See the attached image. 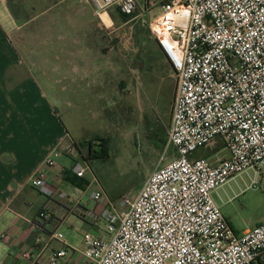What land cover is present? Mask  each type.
<instances>
[{
  "label": "built area",
  "instance_id": "built-area-1",
  "mask_svg": "<svg viewBox=\"0 0 264 264\" xmlns=\"http://www.w3.org/2000/svg\"><path fill=\"white\" fill-rule=\"evenodd\" d=\"M82 1L97 16L110 7L123 16L137 9L136 0ZM153 5L145 0L144 11ZM160 8L148 29L175 73L165 143L174 157L156 166L134 195L107 200L94 213L50 183L46 168L59 156L53 152L29 179L46 201L39 219L52 222L63 210L102 220L105 236L85 233L76 250L49 229L20 250L23 261L57 264L71 249L78 258L70 264H264V222L238 235L212 196L264 163V0H160ZM208 148L211 155L194 157ZM77 157L71 173L90 175L96 187L89 199L103 203L88 162ZM53 242L61 247L45 256Z\"/></svg>",
  "mask_w": 264,
  "mask_h": 264
},
{
  "label": "crops",
  "instance_id": "crops-1",
  "mask_svg": "<svg viewBox=\"0 0 264 264\" xmlns=\"http://www.w3.org/2000/svg\"><path fill=\"white\" fill-rule=\"evenodd\" d=\"M42 1L0 0V235L8 236L0 239V264H29L19 252L30 248L35 236L67 224L74 227L72 217L87 220L59 210L52 222L41 221L38 215L46 201L29 186V179L58 150L55 165L46 168L50 183L89 211L84 198L96 187L91 176L79 189L64 174L78 160L75 143L93 141L92 149L98 151L103 115L120 105L125 78L129 80L121 41L107 34L106 26L115 23L107 11L97 16L82 0ZM152 49L168 82L175 73L154 40ZM145 74L149 80L150 72ZM171 88L174 94L175 85ZM48 90L50 98H66L67 126L57 115L58 100L47 99ZM90 114L92 124L87 123ZM88 127L96 130L95 136L89 137ZM69 148L73 152L66 155ZM82 150L89 153L88 144ZM60 247L51 243L45 256Z\"/></svg>",
  "mask_w": 264,
  "mask_h": 264
},
{
  "label": "rangeland",
  "instance_id": "rangeland-1",
  "mask_svg": "<svg viewBox=\"0 0 264 264\" xmlns=\"http://www.w3.org/2000/svg\"><path fill=\"white\" fill-rule=\"evenodd\" d=\"M50 1L43 0L41 4L46 5ZM136 1V12L130 16L121 15L115 7L107 9L108 15L115 22L106 26L107 34L111 40L121 41L122 58L129 70V80L125 78L127 87L122 90L120 105L114 107V112L108 109L103 115L106 119L98 139H102L106 159L88 161L91 174L98 181L105 198L103 203H98L85 196L84 201L90 212L95 207L99 211L107 200L116 204L123 196L131 197L156 166H162L174 157V150L166 149L165 143L175 75L168 82L162 78L152 49L154 38L148 29V24L161 14L160 0H151L154 5L149 11H144L145 0ZM12 7L14 9L15 4ZM146 71L150 72L149 80L146 79L149 77ZM46 92L49 96V90ZM47 99L53 103V100H58L55 103L57 115L63 125L67 126L66 98L49 96ZM92 120L93 114L88 115L87 123L92 124ZM95 131L93 127H88L87 134L93 137ZM209 150L212 151L209 148L199 150L194 157L211 155ZM82 154L86 156V150H82ZM212 196L234 233L240 235L263 223L264 163L257 170L249 169L235 176ZM71 220L76 225H64L60 232L69 240L73 249H82L85 233L105 236L102 220L93 225L88 220L82 221L75 217ZM71 256L73 252L68 249L67 255L60 258L57 264L73 261Z\"/></svg>",
  "mask_w": 264,
  "mask_h": 264
},
{
  "label": "trees",
  "instance_id": "trees-1",
  "mask_svg": "<svg viewBox=\"0 0 264 264\" xmlns=\"http://www.w3.org/2000/svg\"><path fill=\"white\" fill-rule=\"evenodd\" d=\"M169 122H170V114H169ZM99 143V146L101 147L100 150L98 151H93L92 149V142L93 141H88L85 144H88L89 146V153H87L86 156H84L82 154V152L80 151V147L84 146L85 144L83 143H75V148L77 149V151L79 152V156L84 159L85 161H89L92 159H106V151L105 148L102 147V139H98L96 140ZM208 153H212V152H208ZM196 155V153H195ZM209 156V154H203L202 157H207ZM64 179H66L69 183H71L72 185L79 187V189H83L82 187L87 185V182L85 180H82L80 178L75 177L69 170L66 172V174H64Z\"/></svg>",
  "mask_w": 264,
  "mask_h": 264
}]
</instances>
